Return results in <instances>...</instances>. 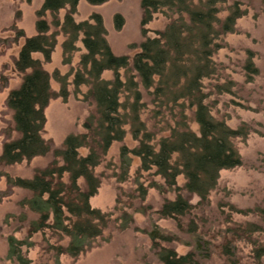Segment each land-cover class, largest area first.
<instances>
[{"label":"trees","instance_id":"trees-1","mask_svg":"<svg viewBox=\"0 0 264 264\" xmlns=\"http://www.w3.org/2000/svg\"><path fill=\"white\" fill-rule=\"evenodd\" d=\"M108 1L85 0L92 7ZM79 2L44 0L36 12V35L25 37L22 31L16 30V35L9 38L13 44L23 39L17 55L11 57V73L21 82L18 88L9 90L5 101L6 109L12 113L11 130L16 135L2 145L0 180L5 179L7 189L0 199L8 198L14 189L27 193L15 204L17 213L7 214L3 220L6 226L16 225L6 236L5 260L11 264H32L27 256L34 247L31 240L37 234L57 238L55 244L47 247L55 258L65 255L76 259L96 247L99 241L107 242L104 235L109 230L121 232L134 227L133 213L144 215L148 210L134 207L132 200L142 202L150 188L161 194L174 195L172 200L163 202L156 214L177 221L179 231L194 235L197 232L195 218L186 229L181 220L191 218L193 211L197 213L199 208L208 207L220 172L242 166L234 140L244 138L246 134L243 130L229 128L224 121L212 116L211 104L207 102L209 95L203 86L204 80L211 79L216 72L217 64L213 58L223 49L224 37L234 34L236 22L246 15L240 3L141 0L143 38L145 27L157 16L164 19L165 26L155 31L152 38H145L138 46L139 51L130 58L112 53L105 40L100 16L92 15L88 21L79 23L74 21ZM61 10H66L62 23L56 19ZM46 13L53 18L50 24L43 19ZM114 19L116 29H120V17ZM51 26L59 28L66 36L62 44L65 64L69 63L66 55L77 49L76 43L80 42L85 50L74 72L72 85L75 91L86 86L85 100L93 105L83 122L84 132L68 135L60 149H54L51 141L43 137L44 110L49 101L67 96V77L58 72L53 74L60 85L59 92L54 94L50 88V75L43 67L51 62L56 47L57 34L50 33ZM4 41L0 40V43ZM35 54L40 57L35 58ZM245 69L248 74H257L251 64ZM107 71L113 74L112 80L102 79V74ZM5 78L2 71L3 88L8 82ZM142 91L152 96V103H159L156 104L159 109H177L178 117L174 116L170 124L158 132H149L140 116L145 109L141 102ZM161 114L162 111H156L153 119ZM159 133L161 137L155 139ZM128 134L137 145L133 149L121 147L117 181L127 180L133 160L138 159L137 174L149 173L161 183L152 181L147 187L138 183L135 194L127 197L131 202H121L120 196L112 212L94 209L90 199L97 194L101 184V176L95 169L103 163L111 146L123 142ZM82 151H86L85 155ZM49 155L50 163L35 169L31 178L13 177L4 171ZM179 177L184 180L181 187L177 183ZM193 199L197 201L192 203ZM115 212L119 213L113 218ZM254 212L248 211L264 219V210ZM259 232L261 227L257 222L228 225L218 244L220 256L230 264H239L233 245L242 241L253 247L252 258L259 263L264 257V244L254 239ZM145 234L161 264H205L209 259L208 243L202 237H195L192 249L179 255L173 248L161 244L175 242L173 236L163 235L152 224ZM64 238L68 243L57 245ZM44 242H48L47 238Z\"/></svg>","mask_w":264,"mask_h":264},{"label":"rangeland","instance_id":"rangeland-1","mask_svg":"<svg viewBox=\"0 0 264 264\" xmlns=\"http://www.w3.org/2000/svg\"><path fill=\"white\" fill-rule=\"evenodd\" d=\"M197 1V0H194ZM264 0H228L231 4L239 2L241 8L246 10V15L236 22V32L227 35L223 39V49L214 56L217 69L214 76L204 80V88L209 95L211 114L216 120H221L233 130H243L246 136L234 140V145L241 157L242 166L220 172L217 188L210 194L208 207L199 208L191 218L181 220L186 229L190 220L195 218L197 232L194 235L178 230L177 221L163 219L156 214L165 200H172V193L161 194L155 189H147L146 196L141 202L132 200L134 207H143L148 210L144 215L133 213L134 227L125 231L109 230L104 237L107 242L99 241L97 246L76 259L68 256L55 258L47 247L56 243V239L50 234L43 237L37 234L32 238L34 247L28 252V258L32 264H161L151 250V242L145 232L150 229V224L157 227L163 235L173 236L175 242L163 246L173 248L179 255L188 253L194 244L195 237H202L208 244L207 252L210 254L205 264H230L226 258L219 254V246L224 238L223 231L228 225L257 222L261 232L254 236L260 244H264V219L253 213L254 210H264ZM44 0H0V74L3 71L8 81L6 87L0 82V154L2 145L7 139L15 138L12 113L6 109L5 101L9 90L19 87L20 78L13 75L11 57L17 55L22 46L23 39L13 44L9 38L16 35V30L22 31L25 37L36 35V12L42 7ZM141 0H109L107 3L92 7L85 0H80L74 21L76 23L88 21L92 15L100 16L106 32L105 40L115 56L133 57L138 51V46L145 38H152L155 31L162 30L165 21L157 16L145 27L146 36L143 38L141 31L142 11ZM66 10L58 12L56 19L61 23ZM122 21L120 29L115 27V17ZM224 16V13L221 14ZM48 24L53 18L46 13L44 18ZM14 27V28H12ZM50 33L57 34L56 47L52 54L51 62L43 65L50 75V88L54 94L60 90L59 83L53 77L55 72L67 77V96L65 98L54 97L44 110L45 127L43 137L51 141L54 149L62 147L64 139L70 134H81L83 122L93 110L90 101L85 100L88 88L80 86L75 91L72 85L74 72L78 69L80 57L85 54L80 42L76 43V50L66 55L69 63H64L62 44L66 36L60 33L59 28L50 27ZM35 58H39L37 54ZM251 64L257 74H248L246 65ZM6 65V66H5ZM5 66V68H4ZM3 69V70H2ZM122 75V72H121ZM250 76V77H249ZM113 74L109 71L102 74V79L112 80ZM218 90V91H217ZM142 104H145L141 112V121L144 122L149 132H158L165 125L170 124L174 116L178 117V110L159 109V103H152V96L142 91ZM156 111H162L161 116L153 119ZM191 121V120H190ZM190 126L196 127L190 122ZM8 135H5V134ZM161 134L157 135L160 138ZM137 145L126 135L123 142L114 143L108 151L103 163L95 169V173L101 176V184L97 194L90 199V205L102 212H112L118 199L121 202H131L128 196L135 194L137 184L147 187L150 182L160 179L149 173L137 174L139 160L134 159L125 182L119 183L118 167L119 152L122 146L133 149ZM86 151H82L85 155ZM51 155L38 157L28 164L22 163L5 169L4 171L13 177L31 178L35 169L45 167L51 161ZM5 179L0 180V195L6 191ZM178 186H182V177L177 179ZM27 193L14 189L8 198L0 199V264H11L6 261L7 244L6 236L15 229L14 226H6L3 220L7 214H15V204ZM197 200L193 199L192 203ZM121 206V204H119ZM244 212L245 215L239 212ZM115 212L113 218L118 216ZM230 221V223H227ZM135 229L139 231H135ZM146 230V231H145ZM144 231V232H143ZM19 236H17L18 238ZM48 242H44V239ZM67 239L58 244L65 246ZM214 247H213V246ZM218 245V246H217ZM216 246V247H215ZM235 257L239 258V264H264V257L259 263L252 258L253 247L245 242H237L234 245Z\"/></svg>","mask_w":264,"mask_h":264}]
</instances>
